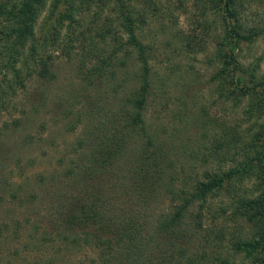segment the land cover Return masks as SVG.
Returning a JSON list of instances; mask_svg holds the SVG:
<instances>
[{
	"label": "trees",
	"instance_id": "1",
	"mask_svg": "<svg viewBox=\"0 0 264 264\" xmlns=\"http://www.w3.org/2000/svg\"><path fill=\"white\" fill-rule=\"evenodd\" d=\"M199 1L207 15L211 12L222 22L210 60L219 68L213 77L215 90L221 99L244 110L254 130L214 122L220 139H215L210 157L222 166L206 170L194 183L184 181L185 187L174 170L168 129L148 119L158 92L156 51L146 35L157 14L150 9V0H0V70L13 74L20 90H27L29 80H55L52 49L58 47L64 29H74L71 46L79 44L94 62L92 71H83L85 82H112L115 93L126 95L118 112L108 117L106 132L96 127L91 136L84 131L73 145L75 155L85 152L87 160L72 158L64 169L61 181L71 194L57 191L53 230L43 234L41 242L54 235L70 251L90 246L104 264L140 263L147 255L144 247L151 246L162 254L176 252L177 264H198L183 249L194 230L206 223L212 230L243 221L253 228L252 237L238 239L232 250L264 264V73L262 63L246 64L242 58L245 45L256 43L263 32L247 28L244 0ZM182 40L191 54L206 53L198 37ZM25 69L28 74L23 78ZM1 85L0 105L7 110L14 99L1 103L8 94ZM77 116L85 120L81 112ZM21 120L12 126L19 129ZM38 176L39 184L47 179ZM249 185L252 191L246 188ZM164 190L172 196V210L153 222L152 235H146L135 213L119 202L120 195L132 193L148 205Z\"/></svg>",
	"mask_w": 264,
	"mask_h": 264
},
{
	"label": "rangeland",
	"instance_id": "2",
	"mask_svg": "<svg viewBox=\"0 0 264 264\" xmlns=\"http://www.w3.org/2000/svg\"><path fill=\"white\" fill-rule=\"evenodd\" d=\"M149 3L157 13L146 35L156 51L158 92L148 110V119L158 128L168 129L174 170L180 186L187 187L184 181L194 183L202 179L206 170L222 166L210 157L215 139H220L214 122L246 132L253 131L254 126L244 110L221 99L215 90L213 77L219 68L210 65V60L216 39L222 35L220 17L211 12L207 15V8L199 0ZM242 13L248 29L263 32L256 43L245 45L243 61L262 63L264 73V0H244ZM73 32L74 29H64L58 47L52 49L56 58L53 82L29 80L27 90L22 91L13 74L0 70L2 90L8 91V98L5 94L1 103L14 99L7 110L0 105V264H104L90 246L70 251L54 235L45 236L49 242L40 241L43 234L53 230L58 207L55 203L60 196L57 191L71 194L68 185L61 181L64 169L72 158L87 160L85 152L75 155L73 145L84 131L91 136L96 127L106 132L108 117L118 112L126 96L124 91L115 93L112 82H85L83 71H92L94 62L84 55L79 44L71 46ZM187 36L198 37L206 53L191 54L182 40ZM26 73L27 69L23 78ZM78 112L84 114L83 122L78 120ZM18 119L23 121L19 129L12 126ZM40 174L47 177L42 184L38 182ZM246 188L253 190L251 185ZM159 195L154 204L148 205L132 193L120 195L119 202L135 213L146 235H152L153 222L172 210V196L166 190ZM209 226L206 223L203 229L191 233L183 246L188 257L198 264H222L223 260L229 264H260L232 250L238 239L252 237L250 224L229 222L212 230H208ZM144 249L146 257L135 264H177L173 260L179 259L178 255L173 258L177 254L173 251L162 254L153 246Z\"/></svg>",
	"mask_w": 264,
	"mask_h": 264
}]
</instances>
